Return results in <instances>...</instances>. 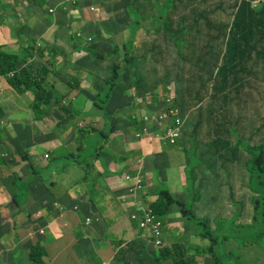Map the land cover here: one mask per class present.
Listing matches in <instances>:
<instances>
[{
	"label": "crops",
	"instance_id": "obj_1",
	"mask_svg": "<svg viewBox=\"0 0 264 264\" xmlns=\"http://www.w3.org/2000/svg\"><path fill=\"white\" fill-rule=\"evenodd\" d=\"M30 1L31 4H28L27 0H20L18 4L16 0H7L6 4L8 5H6L2 0H0V46H2L3 49L11 48L10 46H16L19 44V40L24 42V38L29 37L30 35L41 39L48 30L53 29V41L47 40V42L57 45L60 48V52L64 55L66 54L64 49L71 51V42L69 41L71 30L68 28L70 27L71 21L69 24L65 25L64 21L60 22L59 20L63 17L62 11H68L69 14H73L74 11L80 13V11L85 7L83 2H80L79 9H74L72 11H70L71 2L68 6H64L55 22H50L45 18L39 21L35 14L34 30L27 33L26 25L24 26L20 24L19 21L22 15L31 9L41 11V6L39 4L36 5L33 0ZM117 3L121 4L123 2L122 0H117ZM77 4V0H74V2L72 1L73 6ZM93 7L94 6H91L89 8H85L84 10L90 13V10L93 9ZM96 9L100 12V15L95 12L98 19L101 18L102 21L109 19V16L105 11L101 14V10L98 8ZM119 9L120 7L112 13V17L116 18L117 14L122 13V10ZM108 10L111 11V7H109ZM101 23L104 22H95L93 24ZM20 31L22 32L20 33ZM72 32L74 33V31ZM63 35H66L65 39L61 37ZM14 50L15 53H20L22 49L15 48ZM75 54H79V56L77 55L74 57V61L76 62L87 56V52L84 51L75 52L74 55ZM47 55L48 58L45 61L49 63L51 58L48 53ZM60 67L64 69L62 72L63 75H66V73H64L67 70L64 66V57H58L55 67H51L49 77L52 74L56 75L57 69ZM54 71H56V73H53ZM128 74H130V72L125 70V77ZM82 75L83 78H85L84 82L86 83L88 81V85L85 86V83L81 80V88L78 94H65V83L57 89L58 99L65 100V103L62 104L64 107H72L69 100L74 98L78 99L76 106H93L92 101L95 99V96L88 95L87 98L82 96V94H84L82 89L90 88L91 84H96L97 78L93 76V80H90L86 71H82ZM1 78L2 76L0 75V105L4 108L1 117L7 115L5 110H7V112L9 111L10 115L13 116V126L9 123L10 126H8L7 129L0 131V139L5 141V143L0 144V235L2 234L0 236V264H32L30 259V247L34 244H40V246L44 248V254L42 256L44 261L43 264H114L115 261L116 264H119L118 259H115L118 255L117 245H112V240H108L104 236L106 231H108V227L110 225V227H113L110 235L113 234L117 238L124 241L134 239L139 235L142 229L139 226V221L131 216V209L121 208L118 201L120 197L114 192L111 185L115 184L117 189L126 190L129 198L134 202V204L142 205L143 208L147 207L148 202H155L157 196L155 197L154 193L158 194L160 189L156 187L154 182L157 181V184L161 187L162 181L166 180V178L161 177L159 180H154L153 177H150V172L157 169L155 168L157 164L160 165L162 163V157H181L179 152L165 148L162 142L163 136L166 134V128L169 126H162V124L166 121L165 119L170 117H166L165 119L163 117L160 118V120L157 121V126L156 124L148 125V127L150 126V129L146 133L148 135H144L142 133V130L145 129L143 123L140 124L141 127H139L138 131L128 127L120 130L117 128V132L111 133L107 143L104 144L105 146L103 152L101 153V156L105 159V164L107 163V171L105 175H101L100 178H97V175L94 173V167L84 166L82 170L85 172V175L82 177L83 182H80L74 174V168L76 166L74 163V165L67 164L62 174L53 172L52 177L45 179L41 174V171H43L42 168H48L50 166V163L48 162V164H45V161L50 160V158L54 156L62 159L65 157L66 159H69V157L73 156L75 151L79 153L81 150L95 145L98 141L96 138L94 140L95 142H90L87 147L84 146L82 142L86 136L88 137L91 134H95L96 137V130L100 131V128L103 127L102 124L104 123V120L100 116V118L95 119L93 124H88L80 129H77L76 126H72L71 121H66L62 126L72 127L69 129L65 128L64 132L58 133L57 130L60 126L58 125L59 121H57L56 126L55 123H52L51 126L54 127H52L50 132H48L41 123L40 125L36 123L37 126H30L27 117L21 118L20 115L15 117L16 113H23L25 109L20 106L19 97L14 96L11 92H9L11 94L9 98L3 97L4 92L2 89H11V87L9 82H7L8 80L6 81L7 78L5 79L4 77L6 82H4ZM53 82L57 83L56 79H54ZM159 86L162 85L158 83L157 89ZM76 90H78V88H76ZM132 91L133 89L130 91L131 94ZM151 91L152 90L150 88L144 96L137 95V100L140 99L138 105H142V99H144L152 105L150 109L153 110L152 112H155L152 113L153 118L160 115L165 116L166 113H159V111H163L165 105H156L159 103L162 104L160 101L154 104L156 95L161 94V92H158L157 90L155 92ZM29 94L30 92L19 95L28 96ZM9 99L15 100V103L11 104ZM160 100L162 101V99ZM194 100L197 101L196 98ZM217 101H220V99ZM123 104L127 107H123L122 109L130 112L133 104H130L129 96L123 100ZM56 108L57 107H54V109ZM238 108L239 110L237 113L230 111L228 115H237L241 118V124H244L245 122L247 123L244 103L239 102ZM12 110L16 113H13ZM139 114L141 115V111ZM250 118L254 123V126H251V132L253 131L257 135V138L253 140V142L257 143V141H259L261 143V132L264 127L262 118L258 121L256 119H252V113H250ZM257 123L259 126H257ZM151 126H154V128ZM79 130H84L85 132L81 135ZM138 133L142 135L140 138L137 137ZM212 138L213 140L210 142L212 147L206 151V165L202 168L201 177H198V179H200L199 185L204 180L207 181V198L204 200L203 195L198 197V199L195 198V203L192 207L196 223L197 219H205L208 221V225H212L214 227L217 225L214 223L215 220H225L231 218L228 213L230 206L227 211L221 210L222 206H224L226 202L228 205H240V209H236L235 213L242 209V198L246 196L248 183L247 180L246 183H243L241 179V153L239 152L238 155L234 157V160L238 161V165L235 169L236 171H228V167L225 165L227 161L225 159V155L228 152L227 148L229 147V142L221 141L216 138V135H213ZM102 142L103 141L98 143V147L96 148L94 154L88 157L86 160L87 164H91L93 162V157L97 154V150L101 148ZM253 142L250 141L249 147L254 146ZM29 146L31 147L27 148ZM18 147L22 149V153L25 152V149L29 150V162L31 167L26 161L22 160L19 155H13L12 157V154ZM40 148H43L44 154H41L42 151H40ZM2 153H8V156L2 157ZM46 153L49 154L50 158H44ZM244 158L246 159V164L248 159L247 154L244 155ZM100 165L102 166L101 163ZM180 168L183 172L185 167L181 165ZM137 171L141 172L145 176L148 183L145 184V188L142 193L139 192L136 196H133L127 190V183L124 176L127 173L134 174ZM30 172H32V175H34L35 178L40 179L43 185L41 188H44L40 190L44 195L40 194L41 192H36L37 188L33 185L29 188L32 189L33 193H39L40 195H30L27 197L28 192L27 195H24V193L21 192V189L26 183V178L30 177ZM92 172L93 174L91 175ZM38 173L41 174L42 179L39 177ZM229 174H231L233 183L229 180ZM183 179H185V175H183ZM185 185L186 182L184 181L182 186ZM15 193L18 195L17 202H19V204L17 203V205L11 200L12 195H15ZM49 194H52V196ZM110 194L114 195L118 199L111 197ZM177 200L179 201V199ZM197 204L212 205L213 207L211 209H207L210 212H204V209H200L196 206ZM179 212L181 213V209L179 206H176L174 211L169 213L167 216V221L164 222L165 224L163 227L162 238L167 247H170L175 243L166 238L165 227L167 225L169 226L167 227V230L170 228L183 232L187 231L185 222L182 221L184 216H182ZM101 214L103 215L101 216ZM82 216L84 217L82 218ZM88 216L92 218L90 223L86 222L87 218L85 217ZM41 230H43V232H41ZM197 233L198 232L194 230L192 235H196ZM90 235L98 237L99 241L96 243L94 239L89 237ZM143 239L144 241H142V243H138L135 248L125 250L127 251L126 264H162L155 260L148 248V246H150V242L153 240L145 236ZM188 240L191 241L190 239ZM191 247L192 249H189V252L193 253L198 250L197 247L202 248V246L194 244L190 245L189 248ZM202 255H204V257ZM197 259L200 264L209 263V257H207V254H200ZM165 260L167 261L166 264L172 263L169 258Z\"/></svg>",
	"mask_w": 264,
	"mask_h": 264
},
{
	"label": "rangeland",
	"instance_id": "obj_2",
	"mask_svg": "<svg viewBox=\"0 0 264 264\" xmlns=\"http://www.w3.org/2000/svg\"><path fill=\"white\" fill-rule=\"evenodd\" d=\"M3 3H7V0H2ZM19 4L20 0H16ZM36 5L41 6V11H35L34 9H31L30 11L25 12L20 21V24L26 25V31L27 33H30L31 30H34L35 27V14L38 17V20L41 21L44 18L50 22H55L56 18L60 14L61 10L64 6H67L70 2V11L74 9L80 8V2L82 1L85 5V8H89L91 6H94L95 8H98L101 10V14L105 11L109 19L114 18L112 17V13H114L117 9V0H77L78 4L73 6L72 1L74 0H33ZM130 5V9L132 8V16L128 17L126 16V13H124V17H117L112 20V22L109 25V29L111 30V35H107V41L102 43V48L99 50L102 52V55L105 56V58L97 59L94 67L96 74H104V75H110L109 68L114 67L116 63V57H108L109 53L113 50L114 46H123L126 42H129L134 38V44L136 43L138 49L143 53L144 51H149V59H153V56H156L155 59H158L157 61H149L145 66V71L149 74L150 79L157 78L160 80L159 84L162 86H159L157 91H162V101L159 100L161 103L156 105H166L167 97L170 96H176L178 89L182 87V84H179V79H182L184 76H188L191 72V76L193 73V64L197 66L194 59H191V51L198 52V54L203 55V59L206 63V65H216L221 64L225 65L230 60H232L235 55V43L237 39L240 42L241 34L239 30H236L231 33V28L225 29V31L219 30V29H209L206 26H203L201 28H197V31L200 33V36L203 37L206 40H211L210 45L208 47H203L202 43L200 47L197 50H193V47L191 46L190 41L196 36L197 32L194 34H186L183 37L185 38V44L181 47V50L183 51V54H181L180 49L176 48L175 46H172V43H174V39L169 36V44L168 48L167 44L163 40V37H160V45L163 48V54L160 52V49H154L153 44L154 41L157 40V36L152 31L158 29V26L160 27L163 24L162 19L159 17L157 12L155 11L156 5L148 4V15L145 11L144 17L141 18L138 13L134 10V4H136L140 0H134ZM164 0H161L163 3ZM239 0H212L210 8L214 11L219 9L220 5L223 4L222 10L219 11L218 14V20L222 23H229L231 21V14H230V8L234 7ZM38 2V3H37ZM88 2V3H87ZM28 4H31L30 0H27ZM178 7H181V3L177 2ZM259 3L256 1L255 5H258ZM138 4H136L137 6ZM111 7L112 10L109 11L108 8ZM264 5L262 6V8ZM255 8H257L255 6ZM51 9L53 10V13L51 12ZM81 10L80 13L77 11H74L73 14L71 13L70 16L72 18L71 26L69 29L71 30V34L69 37V41L72 42L75 40L74 35L81 36L83 41L86 43L95 41V36L98 34H95V31L101 26L100 24H96V30L93 32L92 36V29L91 26L95 22H109L108 20L102 21L101 18H97L98 16L92 9L89 12H86L85 10ZM261 10V7L257 9L259 12ZM182 9H179V12H181ZM55 12V13H54ZM183 15H187L191 17V11L186 10L183 12ZM75 14V15H74ZM147 15V16H145ZM144 24H141L144 21ZM190 22V21H189ZM205 24V23H203ZM134 25V26H133ZM141 25L140 27H138ZM181 30H185L183 24L181 23ZM132 27H136L139 30V33L136 32L135 34L132 31ZM175 28H179V26H174ZM74 31V33L72 32ZM24 35V33H23ZM53 29L48 30L44 35L43 38H38L30 35L29 37L24 38V42L17 44L16 46H10L11 48H5L3 51L6 55H10L15 53V48L17 49H24L25 46L31 45V52L32 55H35L34 61H37V58H39L38 54V46L40 44H46L48 41H53ZM66 35L61 36L63 39H65ZM78 37V36H77ZM259 38H262V35L255 32V38L254 42L251 43V45H254L256 40ZM34 39L37 40L34 42ZM92 40V41H91ZM246 45H249L245 43L243 46V49L246 50ZM249 45V47H251ZM52 46V45H50ZM177 49L179 50L181 54V58L179 57V54L177 52ZM264 49V40L262 39L261 44H259L257 47H255V54H258L259 51H262ZM65 55H68V53H71L72 50H67ZM249 51V52H248ZM28 49H24V53H27ZM97 52V50H96ZM251 52V48L247 49L246 55L248 56ZM47 54V53H46ZM72 55V58L75 56H79V54ZM226 55V57H225ZM246 56V57H247ZM75 60V59H74ZM193 63V64H192ZM251 64H244L242 62L239 67L236 69L237 73V79L232 75L228 69L224 71V74H220L216 79L213 77V81L210 79V76L206 80L205 85H200L199 82H194L192 80L189 88V90H185L184 94L181 97L180 100V106L176 105V97L174 100H172L173 105L177 107L180 110L182 108V122L179 126L178 124V118H167L163 115H160L158 117L153 118L152 109H148L147 107L144 108L145 112L147 113V117L142 121L144 124V130H142V133L144 135L148 132L150 129L148 125L156 124L158 125L157 121L160 120V118H164L166 121L162 124V126H171V129L177 130L181 127V130L179 132L180 137L178 139H172L168 134H164L163 136V144L165 148L172 151L179 152V155L181 157L179 158H173V156L170 157H162V163L160 165H156L154 171L150 172L151 176L154 180H159L161 177L166 178V180L162 181V186L160 187L158 182H154L156 187L158 189H168L170 192L173 193L174 197L184 201L188 208L192 207L195 203V198L198 199L201 195L204 196V200L207 198V192H206V183L207 181L204 180L200 183V179L198 177H201L202 175V168L205 167L206 161H207V153L206 151L210 149L212 146L210 142H212L213 135H216V138L220 139L221 141H227L229 142V147L227 148L228 152L225 155V159L227 160L225 165L228 167V171L235 172L236 166L238 165V161L234 160V157L238 155L240 152L242 155L240 166H241V179L243 183H248V180L251 176V173L248 170L247 163L248 160H250V148L249 143L250 141L253 142L257 138V135L255 132H251V126H254V123L251 121L250 113L253 114L252 119H256L257 121L262 118V123L264 126V64H263V71H261L260 67L258 65ZM77 63H72L74 67H76ZM49 71H51V67H55V64L50 60V62L47 64ZM255 67V68H254ZM128 68V67H127ZM167 71V69H169ZM77 69V67H76ZM72 68L70 65L67 66V70L64 72L66 73L65 78L61 79L57 75H51L49 77V80L51 82L56 79V88H60L62 84L65 83V94H78L79 90H76V88H80L79 84L82 80L83 83H85V78H83L82 72L78 69L76 70ZM129 71V69H125ZM218 70V68H217ZM248 70V72H246ZM64 69L60 67L57 69V72H63ZM240 73H238V72ZM113 74V73H112ZM198 74H200V71H198ZM215 72H213L212 75H214ZM251 75V76H250ZM190 76V77H191ZM187 77L186 79L189 81L191 78ZM4 82L6 81L4 79V76L1 78ZM108 80V79H104ZM187 81V86H188ZM234 82L233 86L230 85L226 91H223L221 89L222 86H224L226 83ZM8 82V81H7ZM10 85V84H9ZM72 86L71 88H68V86ZM88 85V81L85 83V86ZM242 85V86H241ZM79 86V87H78ZM11 87V85H10ZM261 87V88H260ZM23 88H26L23 86ZM68 88V90H67ZM12 89V90H11ZM11 89H2L4 92L3 97L9 98L11 92L14 96L19 97V103L20 106H22L25 111L23 113H16L14 110H12L13 113H16L15 117L18 115L21 116V118H28L29 125L37 126V124L40 125V123L46 128L48 132L52 130L51 126L52 123H55V126L60 125L57 130L58 132H64V129H69L72 126H76L77 129H80L82 127L87 126L88 124H93L95 119L100 118L101 111L97 109L96 107H86V105L83 106H76L77 98H74L72 100H69L71 102L72 107L66 108L65 110L63 107L65 103L64 99H59V104L56 105V109L59 110L62 114L60 117H57L55 114L53 115L50 113V107H48L45 111L48 112V114H45L44 117H42L40 120H37L34 113V97L30 93L28 96H21L18 93H16V90L11 87ZM84 89H90L88 92L92 94L93 96H97V90L102 91V86L96 84H91L90 88H84ZM15 90V91H13ZM176 90V92H175ZM30 92V91H28ZM191 93H197L198 95H202L203 97H198L199 101L196 100H187L188 96L191 95ZM99 96L101 94H98ZM56 98L58 99V94H55ZM79 96V95H77ZM82 96H85L82 94ZM94 97V98H95ZM79 98H81L79 96ZM5 99V98H4ZM142 99V98H141ZM203 101H200L202 100ZM220 101H217L219 100ZM81 100V99H80ZM140 99L136 100L137 104H139ZM142 105L145 106V104H150V102L145 101L142 99ZM209 100V101H208ZM215 100V101H214ZM8 102V101H7ZM9 102L11 104L15 103V100L9 99ZM55 102V99L54 101ZM243 102L244 108H245V115L247 123L241 124V118L237 115H228L231 112L237 113L239 110L238 103ZM148 106V105H146ZM2 107V106H1ZM86 107V108H84ZM181 107V108H180ZM3 108V107H2ZM161 108V107H160ZM159 108V109H160ZM221 108V109H220ZM158 109V110H159ZM220 109V110H219ZM4 110V108H3ZM7 115L0 117V126H13L12 125V115H10L9 111L5 110ZM143 111V110H142ZM169 109L164 107L163 111H159V113L162 112V114L168 113ZM152 112V113H151ZM158 113V114H159ZM226 113V114H225ZM157 114V113H156ZM52 116L54 118H52ZM71 121L72 126H62L64 122ZM113 124L117 127L120 126L124 120L121 118H114ZM10 123V124H9ZM104 123L102 124V126ZM243 125V126H242ZM99 126V125H97ZM257 126L259 124L257 123ZM140 127V126H138ZM154 128V126H151ZM183 127V128H182ZM4 127H0V130H3ZM103 127L100 128L102 130ZM80 134L82 135L85 131L79 130ZM91 131V130H90ZM251 132V133H250ZM92 133V132H90ZM142 135L140 133L137 134V137L140 138ZM262 142H264V127L262 128L261 132ZM1 138V136H0ZM52 139V138H51ZM95 137L93 134L90 136H86L83 140L82 144L84 146H88L90 142H95ZM97 143L91 147H88L87 149L81 150L79 153L74 152L72 157H69V159L58 158V157H52L50 160L45 161V164L50 163V166L48 168H42L43 171H41L42 176L47 179L52 177L53 172H56L57 174H62L65 170V167L67 164H73L75 163L74 168V174L75 177L82 182V177L85 175V172L82 170L84 166H92L94 167L93 171L97 175L99 173H103L107 171V166L104 169L100 165L101 160L96 159V157L93 159V162L91 164H87L86 160L87 158L94 154L96 151V148L98 147V143L101 139H97ZM51 141V140H50ZM259 141L257 143L253 142L254 146H258L260 144ZM5 143L4 140L0 139V144ZM104 147L101 146L100 149L97 150V154L100 155L103 152ZM25 151H29L28 149H25ZM41 154L43 153V148H40ZM53 151V150H52ZM48 154V153H46ZM96 154V156H97ZM247 154V163L245 164L246 159L244 158V155ZM49 155V154H48ZM43 157V155H42ZM98 161V162H96ZM96 162V164H95ZM100 162V163H99ZM107 164V163H106ZM183 165L185 168L182 172V169L180 166ZM41 174L38 173L39 177L42 179ZM93 172L91 173V175ZM30 177L26 178V183L24 184V187L21 189V192L24 193V195L28 196L30 195L34 196L36 193L32 192V189L29 188L31 185L37 187V192H41L40 187H43L41 181L39 178H35L34 175H32V172L30 173ZM55 175V174H54ZM183 175H185V179H183ZM189 177V183L188 185L182 186L183 182H187L186 179ZM125 181L127 183V190L130 192L135 186H140L138 190L135 192H130L133 196H136V194L139 192L142 193V191L145 188V184H147V180L145 176L141 172H136L134 174L127 173L124 176ZM39 185V186H38ZM114 192L117 193L120 197L118 199L114 195L110 194L111 197L117 198L119 201V204L121 208L123 209H131V216L134 217V219L141 221V213L143 209H146L150 203L148 202L147 207L143 208L142 205L134 204V202L129 198L128 192L126 190H119L117 189L115 184L111 185ZM39 189V190H38ZM155 192V191H154ZM155 197L157 196L156 193H154ZM12 200V199H11ZM242 211H243V205L245 204L246 210H247V217L248 220L252 219L253 215V208H252V201H253V193L250 192L249 188L247 189L246 197L242 198ZM200 209H204V212H210L207 209H211L212 205H196ZM230 206V208H229ZM229 208V210H228ZM252 208V210H251ZM240 209V205L238 204H230L226 202L224 206H222V211H227L230 214L231 217L235 215V210ZM206 210V211H205ZM180 213V212H179ZM181 214V213H180ZM103 214H101L102 216ZM100 216V217H101ZM89 218V216H88ZM87 218V219H88ZM94 218V217H93ZM86 219V220H87ZM239 220H242V217L239 218ZM92 220L89 218L90 223ZM165 221H167V217L165 218ZM183 222H185V227L187 229L186 232L179 231L177 229H168V225L165 227V235L168 240H171L173 242H177L185 249H192L189 248L190 245H197L202 246L206 248L207 251V257H209V263L207 264H214L215 263V256L216 260L220 264H264V243L262 240L263 238H256V230L250 226V223H247L242 225L241 227H231L230 229H227L229 224V219H217L214 221L215 225L214 227L212 225H206V228L202 224L196 223L194 219L184 217ZM224 222V223H223ZM220 226V227H219ZM113 227H108V231L104 234L106 239H110V233L112 231ZM224 229H227L224 231ZM196 230L198 232L201 230L210 231L213 236L217 238V245L216 250L210 249L212 246V241L210 238H203L199 236L198 234L192 235V232ZM84 236V235H83ZM227 236V237H226ZM91 239H94L96 243L99 241L98 237H95L94 235L89 236ZM190 239L191 241H189ZM235 239V240H234ZM211 242V243H210ZM174 243V244H175ZM173 244V245H174ZM112 245L114 243L112 242ZM148 248L151 251V255L155 258L156 261L162 264H166L167 261L165 260V257H161L160 249L155 246V244L151 241L150 246ZM193 253V252H191ZM226 254H230V257H227ZM200 255H195L196 260L198 261L197 257ZM204 257V255H202ZM43 259V258H42ZM44 263V261H43ZM42 263V264H43ZM200 264V263H199ZM206 264V263H204Z\"/></svg>",
	"mask_w": 264,
	"mask_h": 264
},
{
	"label": "trees",
	"instance_id": "obj_3",
	"mask_svg": "<svg viewBox=\"0 0 264 264\" xmlns=\"http://www.w3.org/2000/svg\"><path fill=\"white\" fill-rule=\"evenodd\" d=\"M178 1L181 3V7H178L177 4ZM211 1L212 0H164L162 3L161 0H140L136 3L138 4L137 6L136 4H134L135 12L138 13L141 18H143L145 11L147 12L148 15V7H147L148 4L156 5L157 3L155 11L162 19L163 24L160 27L158 26V29L152 31L153 33L158 35L157 40L154 41L153 48L154 49L159 48L162 54H163V48L160 45L161 43L160 37L161 36L163 37V40L168 46L169 44L168 34H170L175 41L174 43H172V46L179 48L181 54H183L181 47L185 44V38L183 36L186 34H194L197 32L196 36H194V38L190 41L193 50H197L202 43H204L203 47H208L210 45L211 40H206L203 37H201L200 33L197 31V28L206 26L209 29H219L222 31L231 28V33H233L236 29L239 30L241 34L240 42L237 39H234L236 40L234 46L235 58L230 60L225 65L216 64L215 66L214 65L208 66L205 63L202 54L199 55L198 52L191 51V59L195 60L197 66H195L192 63L193 64L192 66L194 68L192 76H191V72H189L190 74L188 76H184L182 79H179L178 81L179 84L183 85L178 89V92L175 96L177 98L176 105L179 106H180L181 97L184 94H186L184 93L185 90L186 89L189 90V88H191L190 84L192 80L194 82L196 81L199 82L200 85L201 84L205 85L206 84L205 82L209 76L210 79L213 81L212 76H214V78L216 79L220 74H222V72L224 74V71H226V69L228 68H229L228 71L232 75H234V77L237 79L236 69L237 67L240 66L242 62H244V64L246 65L249 64V66H251V64L255 62L254 65L255 66L258 65L261 71H263L264 49L262 51H259L258 54H255V47L261 44L262 39L264 40V16H262L264 15V7L262 8V6L264 5V0H239L234 7H231L229 9L231 14V21L229 23H222L218 20V14L219 11L222 10L221 8L223 7V4L219 6L220 7L219 9L214 11L215 9L212 10L210 8ZM256 1L259 3L258 5H255ZM122 2L123 3L121 4L116 3L117 5L116 10H118V7H120L119 10H122V13L117 14L116 18L124 17L123 15L124 13H126V16L128 17L130 16L133 17L132 16L133 11L132 8L130 9V5L135 1L122 0ZM255 6L257 8H255ZM260 7L261 10L257 12V9H259ZM179 9H182V11L179 12ZM186 10L191 11V17L187 15L182 16V14H184L183 12H185ZM62 13H63V17L60 18L59 21L60 22L64 21L65 25L69 24V22L72 21L69 12L62 11ZM113 19L115 18H111L109 22L101 23L100 24L101 26L97 30H96V24H92L91 26V29L93 30L92 36L95 30H96L95 34L98 35L95 36V41L91 43L90 42L86 43L85 41H83V39L85 38H81V36L78 35L77 37L76 35H74L75 40L70 43V48L72 50L71 53L74 55L75 52H81V51L87 52V56L83 57L78 62L74 61V58H72L71 53H68V55H64L63 53L60 52V48L57 45L51 44L49 42H47L44 45L41 44L38 46L39 58H37V61H34L35 55H32L31 52L32 43H30L29 47L28 46L24 47V49H28L27 53H24V49H22L20 53H13L10 55H6L5 52L3 51L4 49L2 48V46H0V75L6 77L11 87L14 88L16 92H18L19 94H26L28 93V91H30V93L33 94L35 100L34 113L37 120H40L42 117L45 116V114H48V112L45 111L48 107H50V113H52L53 115L55 114L57 117H60L62 114L59 110L54 109V107H56V105L59 104V99H57L55 96V94L58 93V90L56 88V83L49 81V75L51 71H49V68L47 66L48 63L45 61L48 58V55L46 53L49 54L52 62L55 65L58 57H64L65 68H67L68 65H70L74 69H76L77 67V69L81 72L86 71L88 73V77H90V80H93V76L97 78L96 86L100 85L102 86L103 89L102 91L96 89L97 96L95 97V99H93L92 104L94 107H96L101 111V117L104 120V125L102 130L100 131L96 130L97 131L96 137L95 134L93 135L96 139H101L99 143L103 141L102 142L103 147L105 146L104 144L107 143L111 133L117 132V128H119L120 130L130 127L135 131H138L139 129L138 126L142 124V121H140L139 119V112L144 110V108L146 107L147 110L150 109L152 105L151 104L150 106L149 104H145V106L138 105L136 102L137 100L136 97L137 95L144 96L148 92V90H150V88L152 90L151 92H155L157 90V85L160 82V80L157 78L150 79L149 74L145 71V66L149 61H157L158 59H155L156 56H153V59L150 60L149 59L150 52L144 51L142 53L138 49L136 43L134 44V38H132V40H130L129 42H126L123 46H117V45L114 46L113 50L109 53L108 57L111 58L116 57V63L114 67L109 68V72H111L110 75L96 74L94 64L97 59L99 60L100 58L102 59L105 58V56L102 55V52L99 49L102 48V43L107 41L106 36L111 35V30L108 27ZM145 22H149V21L146 20L141 24H144ZM181 23L183 24L185 30H181V25H180ZM175 25L179 26V28H175L174 27ZM140 26L141 25H139L138 27ZM132 31L134 34L136 32L139 33V30L136 27L134 28L132 27ZM256 31L262 35V38L258 37L255 44L251 45V43L254 42ZM21 32L22 31H20V33ZM19 41L20 43L23 44L22 40ZM35 41L37 40L34 39V42ZM245 43L251 45V47H249V45H246V50H244L243 46L245 45ZM168 48L170 47L168 46ZM249 48H251V52L247 56L246 52L247 49ZM177 52L179 54V57L181 58V54L178 49ZM72 63H77L76 67L71 65ZM125 69H129L130 72V74H128L126 77L124 75ZM169 70L170 68L167 69V71ZM198 71H200V74H198ZM213 72H215L214 75H212ZM53 73H56V71H54ZM56 75H58V77H60L61 79L65 78L66 76L63 75L62 72H57ZM187 77H190L191 79L188 81L186 79ZM104 79H108V80H104ZM187 81H188V86H187ZM233 84H234L233 81L230 83H226L224 86L221 87V89L223 91H226L228 87L230 85L233 86ZM80 85L81 82L79 86ZM23 86L26 88H23ZM69 88L72 89V86L70 85ZM80 88H78V90H80ZM131 89H133L132 94L130 93ZM89 90L90 89H82V92L84 93L86 98L88 97V95H92L88 92ZM98 94L101 95L99 96ZM128 96L130 97V104H133V107L130 109V112H127L126 110L122 109L123 107H127L126 105L123 104V100ZM198 97H203V96L198 95L197 93L194 94L191 93V95L188 96L187 100L192 101L196 98L197 101H199ZM54 99L55 102H53ZM160 99H162V91L161 94L156 95L154 104L158 102ZM200 101H203V99ZM63 108L67 110L65 107ZM3 111L4 110L0 105V117L3 114ZM52 118L54 117L52 116ZM114 118H121L124 120V122L122 123V125L117 127L112 122ZM63 124H65V122ZM30 147L31 146L27 148ZM21 150L22 149L18 147L15 150V152L12 154V157L13 155H19L22 158V160L26 161L30 166V162H29L30 154L26 151L22 153ZM95 157L96 159L101 160V164L105 169L106 164L104 157L102 156L100 157L99 154H97V156L95 155L93 158ZM247 167L249 172L251 173V176L248 180V188L253 193L252 202H254L252 204L253 205L252 208L254 210L252 219L248 220L247 210L244 204L243 211L241 209L240 211L235 213L236 218L234 216L229 219V224L227 229H230L231 227H235V226L241 227L243 224L245 225L248 221V223H250V226L256 230V238L258 239L264 237V203H263L264 202L263 199L264 142H262V144L258 146H252L250 148V160H248ZM105 173L106 171L104 173L97 174V178H100L101 175H105ZM189 180H190L189 177H187L186 185H188ZM229 180L233 183L231 174H229ZM256 191L258 192V194ZM16 196L17 195L12 196V201L14 200L15 202L14 201L13 202L15 204L18 203ZM259 196H261L263 202ZM257 202L259 203L261 202V204L260 205L259 203L256 204ZM176 206H179V208L181 209L182 216L191 219H196L194 216L193 207L188 208L187 204L184 201L181 200L178 201L168 189H161L157 194V199L155 200L154 203H152V210L156 214L155 215L156 219L152 223H150V225L147 228L144 229L141 228L142 231L139 233V235L130 241L121 240L116 236H114L113 234L109 236L112 242L114 243V246L117 245L118 255L116 256L115 259L116 260L118 259L119 264H126L127 251L125 250L126 249L131 250L135 248L138 243H142L143 236L150 238L157 236V233L154 228V224L156 221H159L161 223L159 229L162 232V226L163 223L165 222V218L169 215V213H172L174 211ZM240 217H242V220H239ZM197 223L202 224L204 228H206L205 224H207L208 221L205 219H197ZM227 229H224V231ZM197 234L203 238H210L212 241V246L210 247L209 250L211 249L216 250L215 247L218 241L217 238L213 236V234L210 231L198 230ZM262 242L264 243V240H262ZM158 248L160 249L161 257H165V259L167 258L171 259L172 261L171 264H196V263L199 264L195 258L196 252L198 254H204V252L205 254H207L208 251L206 248L202 247L200 249L199 247H197V249L200 250L195 251L194 254L189 252L190 251L189 249H185V247H183L179 243H175L174 245L172 244L170 247H167L164 241L162 245L158 246ZM35 249L37 250L33 252V250ZM43 254H44V248L40 246V244L31 245L30 258L31 259L33 258L31 260L32 264H42ZM226 256L230 257L231 255L226 254ZM214 259H215L214 264H220L217 262L216 256ZM114 264H116V261Z\"/></svg>",
	"mask_w": 264,
	"mask_h": 264
},
{
	"label": "built area",
	"instance_id": "obj_4",
	"mask_svg": "<svg viewBox=\"0 0 264 264\" xmlns=\"http://www.w3.org/2000/svg\"><path fill=\"white\" fill-rule=\"evenodd\" d=\"M92 11L94 12H97L98 15H100V12L93 7ZM51 12L53 13V9L51 10ZM80 36V35H79ZM175 99V96L173 97H168L167 100V106L166 108L169 109L168 113L165 114L164 117H170L172 120L173 118H178V124L179 126H182L181 125V122H182V118L180 117V110L175 107L173 105L174 102H172V100ZM168 105H170V107H168ZM141 120H144L146 117H147V113L145 111H141ZM0 127H4L3 130H5L8 126H0ZM3 130H0V131H3ZM181 130V127L178 128L177 130H174V129H171V126H169V128L167 129V133L166 135L168 134L172 139H178L180 137L181 134H179ZM2 157H7L8 156V153H2L1 154ZM46 159L49 157L48 154H45L44 156ZM140 188V186H135L132 190H130V192H135L136 190H138ZM139 193V191H138ZM137 193V194H138ZM136 194V195H137ZM156 214L154 213V211L152 210V208L149 206L147 207L146 209H143L142 213H141V221H140V228L144 229V228H147L150 223H152L155 219H156ZM134 218V217H133ZM86 222L88 223L89 222V218L86 220ZM161 223L159 221H156L155 224H154V228H155V231L157 233V236L153 237L152 240H153V243L155 244V246H160L163 244V239H162V236H163V230L162 232L160 231L159 227H160ZM162 229H163V226H162ZM41 232H43V230H41ZM145 235V234H143Z\"/></svg>",
	"mask_w": 264,
	"mask_h": 264
},
{
	"label": "bare ground",
	"instance_id": "obj_5",
	"mask_svg": "<svg viewBox=\"0 0 264 264\" xmlns=\"http://www.w3.org/2000/svg\"><path fill=\"white\" fill-rule=\"evenodd\" d=\"M6 4V3H5ZM6 5H8V4H6ZM5 5V6H6ZM11 5V4H10ZM3 6V5H2ZM10 7V6H9ZM258 12V11H257ZM256 12V13H257ZM233 15V14H232ZM262 16H264V15H262ZM262 16H260V17H262ZM82 63V62H81ZM78 65H79V63H78ZM42 69V68H41ZM34 72V71H33ZM246 72H248V70H246ZM32 74H34V73H32ZM43 74V73H42ZM46 75H47V73H46ZM44 76H45V73H44ZM58 76V75H57ZM251 76V75H250ZM170 97H172V96H170ZM165 102H168V100H165ZM168 107H170V105H168ZM35 162V161H34ZM1 165V164H0ZM6 165V164H5ZM111 166V165H110ZM31 167V166H30ZM95 167V166H94ZM251 170V169H250ZM31 171V170H30ZM31 173V172H30ZM17 175V174H16ZM18 176V175H17ZM31 176V175H30ZM22 177V176H21ZM251 181V180H250ZM83 182V181H82ZM99 182V181H98ZM95 183V182H94ZM86 185H88V184H86ZM91 185V184H90ZM89 185V186H90ZM39 186V185H38ZM248 186V185H247ZM250 186V185H249ZM88 187V186H87ZM37 188V187H36ZM51 188V187H50ZM17 189V188H16ZM40 189H44V188H41L40 187ZM94 189V188H93ZM250 189H251V187H250ZM5 190V189H4ZM39 190V189H38ZM39 191H41V190H39ZM94 191H97V190H94ZM255 191V190H254ZM36 192H37V190H36ZM43 192H44V190H43ZM250 192H251V190H250ZM257 192V191H256ZM10 193V192H9ZM17 193V192H16ZM16 193H15V195H16ZM45 193V192H44ZM53 193V192H52ZM92 193V192H91ZM105 193V192H104ZM255 193V192H254ZM11 194V193H10ZM37 194H39V193H37ZM36 194V195H37ZM40 194H42V195H44L43 193H42V191H41V193ZM39 194V195H40ZM54 194V193H53ZM98 194V193H97ZM257 194H258V192H257ZM49 195H51L52 196V194H49ZM65 195V194H64ZM13 196V195H12ZM18 196V195H17ZM16 196V197H17ZM35 196V195H34ZM256 196V195H255ZM45 197V196H44ZM92 197H93V195H92ZM260 198H261V196H259ZM18 198V197H17ZM46 198H47V195H46ZM51 198V197H50ZM53 198V197H52ZM89 198V197H88ZM54 199V198H53ZM72 199H74V198H72ZM71 199V200H72ZM256 199V198H255ZM263 199H264V197H263ZM263 199L261 198V200H262V202H263ZM39 200V199H38ZM260 200V201H261ZM14 201V200H13ZM59 201V200H58ZM106 201V200H105ZM15 202V201H14ZM87 202V201H86ZM89 202V201H88ZM256 202V201H255ZM11 203V202H10ZM38 203V202H37ZM41 203V202H40ZM252 203H254V202H252ZM259 202H257L256 204H258ZM264 203V202H263ZM17 204V203H16ZM18 204H19V202H18ZM23 204V203H22ZM51 204V203H50ZM53 204V203H52ZM58 204V203H57ZM56 204V205H57ZM108 204V203H107ZM261 204V202L259 203V205ZM5 205V204H4ZM8 205V204H7ZM263 205V204H262ZM49 206V205H48ZM106 206V205H105ZM257 206V205H256ZM53 207H55V206H53ZM58 207V206H57ZM260 207V206H259ZM262 207V206H261ZM30 208V207H29ZM41 208V207H40ZM89 208H90V206H89ZM113 209V208H112ZM16 210V209H15ZM19 210V209H18ZM28 210V209H27ZM48 210V209H47ZM59 210H60V208H59ZM11 211V210H10ZM49 211V210H48ZM25 212V211H24ZM81 212V211H80ZM31 213V212H30ZM29 214V213H28ZM57 214V213H56ZM50 215V214H49ZM58 215V214H57ZM5 216V215H4ZM235 216V215H234ZM233 216V217H234ZM1 217V216H0ZM84 216H82V218H83ZM85 218H88V217H85ZM91 220H92V218L91 217H89ZM235 218H236V216H235ZM41 219V218H40ZM203 222V221H202ZM224 223V222H223ZM111 226V225H110ZM109 226V227H110ZM220 227V226H219ZM74 229V228H73ZM1 231V230H0ZM17 234V233H16ZM74 234V233H73ZM2 235V234H1ZM0 235V236H1ZM77 235V234H76ZM227 237V236H226ZM16 238V237H15ZM9 239V238H8ZM17 239V238H16ZM19 239V238H18ZM142 241H144V239L142 240ZM18 243V242H17ZM211 243V242H210ZM201 249V248H200ZM200 249H198V250H200ZM37 249H35V250H33V252H35ZM197 253V252H196ZM34 254V253H33ZM38 254V253H37ZM195 254V253H194ZM198 254V253H197ZM204 254H205V252H204ZM200 255V254H199ZM39 256V255H38ZM35 258V257H34ZM39 258H41V257H39ZM31 259V258H30ZM33 259V258H32ZM31 259V260H32ZM38 259V258H37ZM194 260H195V258H194ZM39 261V260H38ZM40 262V261H39ZM41 263V262H40ZM199 263V262H198ZM197 264V263H196Z\"/></svg>",
	"mask_w": 264,
	"mask_h": 264
},
{
	"label": "water",
	"instance_id": "obj_6",
	"mask_svg": "<svg viewBox=\"0 0 264 264\" xmlns=\"http://www.w3.org/2000/svg\"><path fill=\"white\" fill-rule=\"evenodd\" d=\"M75 4H76V3H75ZM51 10H52V9H51ZM53 10H54V9H53ZM51 13H52V12H51ZM77 35H78V33H77ZM78 36H79V35H78ZM139 119H140V121H143V120H141L140 114H139ZM7 128H8V127H7ZM7 128H6V129H7ZM44 158H45V157H44ZM48 158H49V157H48ZM48 158H47V159H48ZM45 159H46V158H45ZM152 203H154V201H151V203H150V205H149L151 208H152ZM149 206H148V207H149ZM164 224H165V223H163V227H164ZM162 230H163V229H162ZM142 236H143V235H142ZM143 237H144V236H143ZM148 238L152 240V237H151V238L148 237ZM152 242H153V241H152Z\"/></svg>",
	"mask_w": 264,
	"mask_h": 264
},
{
	"label": "clouds",
	"instance_id": "obj_7",
	"mask_svg": "<svg viewBox=\"0 0 264 264\" xmlns=\"http://www.w3.org/2000/svg\"><path fill=\"white\" fill-rule=\"evenodd\" d=\"M67 6H68V5H67ZM66 8H67V7H66ZM66 8H65V9H66ZM168 128H169V126L166 128V133H167V129H168ZM156 247H158V246H156Z\"/></svg>",
	"mask_w": 264,
	"mask_h": 264
}]
</instances>
